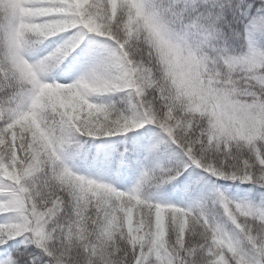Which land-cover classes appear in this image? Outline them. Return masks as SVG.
Wrapping results in <instances>:
<instances>
[{
    "label": "snow or ice",
    "instance_id": "obj_1",
    "mask_svg": "<svg viewBox=\"0 0 264 264\" xmlns=\"http://www.w3.org/2000/svg\"><path fill=\"white\" fill-rule=\"evenodd\" d=\"M0 264H264V0H0Z\"/></svg>",
    "mask_w": 264,
    "mask_h": 264
}]
</instances>
